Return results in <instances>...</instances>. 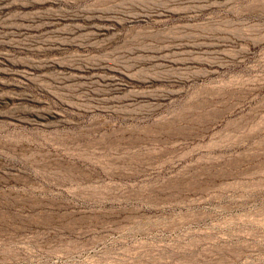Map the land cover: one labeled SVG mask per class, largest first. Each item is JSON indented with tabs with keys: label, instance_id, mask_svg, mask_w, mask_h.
I'll list each match as a JSON object with an SVG mask.
<instances>
[{
	"label": "rangeland",
	"instance_id": "rangeland-1",
	"mask_svg": "<svg viewBox=\"0 0 264 264\" xmlns=\"http://www.w3.org/2000/svg\"><path fill=\"white\" fill-rule=\"evenodd\" d=\"M0 264H264V0H0Z\"/></svg>",
	"mask_w": 264,
	"mask_h": 264
}]
</instances>
